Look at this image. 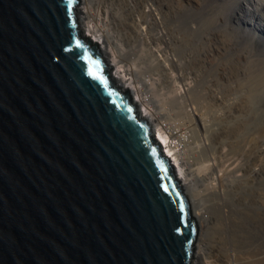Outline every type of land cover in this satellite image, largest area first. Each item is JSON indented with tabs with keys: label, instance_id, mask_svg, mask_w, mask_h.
<instances>
[{
	"label": "water",
	"instance_id": "95a60500",
	"mask_svg": "<svg viewBox=\"0 0 264 264\" xmlns=\"http://www.w3.org/2000/svg\"><path fill=\"white\" fill-rule=\"evenodd\" d=\"M79 2L0 0V264H192L190 200Z\"/></svg>",
	"mask_w": 264,
	"mask_h": 264
},
{
	"label": "bare ground",
	"instance_id": "6f19581e",
	"mask_svg": "<svg viewBox=\"0 0 264 264\" xmlns=\"http://www.w3.org/2000/svg\"><path fill=\"white\" fill-rule=\"evenodd\" d=\"M79 4V28L98 43L115 69L111 79L130 92L139 115L149 120L190 200L199 226L195 264H264V112L253 104L264 90V68L241 64L245 49L233 53L243 73L235 83L233 63L222 61L223 92L209 98L220 111L212 110L211 122L207 110L194 106L201 97L193 83L196 69L219 60L221 52L207 48L220 36L207 15L179 0ZM220 37L227 46L228 38ZM241 246L248 248L242 252Z\"/></svg>",
	"mask_w": 264,
	"mask_h": 264
},
{
	"label": "rangeland",
	"instance_id": "374dc122",
	"mask_svg": "<svg viewBox=\"0 0 264 264\" xmlns=\"http://www.w3.org/2000/svg\"><path fill=\"white\" fill-rule=\"evenodd\" d=\"M179 2L183 6H186V4L190 3L191 6L195 8L194 13L200 11L202 12V14L207 15L209 19H211V22L213 24L210 26L212 27L216 26L217 28H219V29L216 28L218 30L217 34L220 33L219 34L220 36L225 35L228 38L227 46L224 45L220 41L221 40L220 36L211 38L212 40L208 42L207 48L208 49L209 48L220 49L221 52L216 53L219 60H216V61L211 60L209 64H206L204 62V65L206 68L203 67V68L196 69V72L198 75L196 76L197 81L195 82L193 81L194 84L195 83L198 84L199 92H200L199 97H201L198 100H196L197 102L195 101L196 104H194V106L195 107L197 106L202 111H205V112L208 111L207 113L204 114V116L207 114L205 117L207 119H210V121L212 122L211 118L214 117V114L215 115L216 113L219 114L220 109L218 108H220V106L217 107V105L215 104L213 105V102L209 98L212 92H215L218 96H221V93L223 92L222 90L224 88V84H223L224 77L222 73L223 71L222 61H231L233 63V66L231 65V67L229 68V71L235 76L233 78L235 83L236 81H238V79H242L241 77H243L242 75L243 73L238 72L239 71V64L237 62L238 57L234 55L235 53L241 54V51L245 49L247 53L244 54V57H241L239 62L244 65L246 64V66H248V68L251 70H253L254 68L253 71L255 70L260 71L264 68V0H230V2H228V0L227 1L225 0L223 1L222 0H179ZM244 3L245 4L247 3V5L249 6V10H247L248 7H245L246 5L245 6L243 5ZM80 6L81 5L79 4V7ZM240 16L242 17V19H240L241 18ZM229 40L232 42H230ZM214 57L216 56L214 55ZM107 63H108V60H107ZM258 68H261V69H258ZM111 71L114 72L115 69L112 68ZM202 80L204 83L202 82ZM212 86L215 89L212 88ZM218 88L220 89V91H217ZM203 91L204 92L206 91V93L208 94H205ZM206 99L210 101L206 102L207 101ZM198 101L201 103H199ZM201 104H204V105L200 107ZM253 104L259 107L260 111L264 112V90L260 93V99L259 100L255 99ZM214 109H215V112L216 111L218 112L213 113ZM208 113L210 114V116ZM172 118H177V117L172 116ZM208 125H211V123ZM198 143H201L202 145H204L203 142L200 140L198 141ZM200 147L201 146H199V148ZM241 242L244 244L243 239H241ZM262 245H264V243H262ZM196 248H197V241H196L194 252L196 251ZM239 248L243 252V250H246L248 247L241 246ZM192 264H195V257H193L192 259Z\"/></svg>",
	"mask_w": 264,
	"mask_h": 264
},
{
	"label": "snow or ice",
	"instance_id": "6c2138e0",
	"mask_svg": "<svg viewBox=\"0 0 264 264\" xmlns=\"http://www.w3.org/2000/svg\"><path fill=\"white\" fill-rule=\"evenodd\" d=\"M69 6H71V0H69ZM181 207H182V205H181Z\"/></svg>",
	"mask_w": 264,
	"mask_h": 264
}]
</instances>
